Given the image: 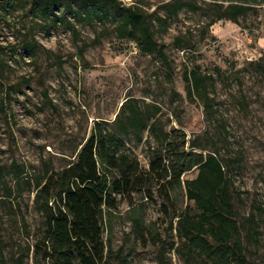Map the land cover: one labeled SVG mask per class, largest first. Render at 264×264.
I'll return each mask as SVG.
<instances>
[{
	"label": "rangeland",
	"instance_id": "obj_1",
	"mask_svg": "<svg viewBox=\"0 0 264 264\" xmlns=\"http://www.w3.org/2000/svg\"><path fill=\"white\" fill-rule=\"evenodd\" d=\"M119 1L162 15L161 7L171 0ZM191 1L203 5L201 0ZM207 24L203 16L183 10L170 20L164 34L157 35L173 62L172 81L167 83L159 66L142 55L134 42L116 38L110 23L75 22L73 33L61 25L45 28L27 7L17 8L7 24L0 26L4 48L0 164L15 161L24 165L28 175L43 167L63 169L76 160L93 123L113 121L128 97L162 106L164 120L169 118V126L182 129L188 138L202 143L205 137L220 139L207 127L199 102L187 100L182 73L192 63L212 73L215 68L224 72L241 69L250 61H264V4L256 16L249 14L240 25L224 20ZM177 39L193 47H178ZM26 44L36 50L35 61L28 57ZM244 90L248 106L237 103L241 98L234 82H218L213 92L227 128L220 153L231 167L238 209L241 215L254 210L261 221L259 246L255 253L252 249L249 259L252 264H264V83L245 76ZM132 144L127 148L147 169L146 143ZM196 175L193 169L182 180ZM33 198L25 187L0 203L7 264H47L41 255L33 256L41 227ZM186 209L192 212L194 204L187 201L184 190L176 192L171 207L163 206L155 194L119 197L116 209L104 217V241L125 261L113 257L107 264H181L169 247L176 241L173 216ZM21 212L26 226L21 223ZM137 218L143 220L144 241L135 237L132 220Z\"/></svg>",
	"mask_w": 264,
	"mask_h": 264
},
{
	"label": "trees",
	"instance_id": "obj_2",
	"mask_svg": "<svg viewBox=\"0 0 264 264\" xmlns=\"http://www.w3.org/2000/svg\"><path fill=\"white\" fill-rule=\"evenodd\" d=\"M201 1L203 5L171 0L163 4L160 15L136 4L125 6L119 0H0V26L7 24L20 7H27L45 28L61 25L73 33L75 22L91 26L110 23L116 38L134 42L142 55L159 66L169 83L173 62L156 37L167 31L171 19L186 10L207 19L208 27L223 20L240 25L249 14L256 16L258 7L264 4V0ZM175 44L193 47L178 39ZM25 51L31 61L37 59L33 47L26 44ZM3 54L0 44V76L4 71ZM233 69L223 72L215 68L207 73L192 63L182 73L187 100L199 102L207 127L220 139L205 137L202 143L188 138L182 129L169 126V118L164 120L162 106L128 97L113 121L93 123L76 160L63 169L43 167L28 175L24 165L15 161L0 164V203L25 187L34 194L32 208L41 227L33 243V256L41 255L47 264H107L113 257L125 261L104 241V217L116 209L118 198H130L134 193L151 198L155 194L163 206L171 207L176 192L184 190L194 209L174 214L176 241L169 251L181 264H252L249 254L259 246L261 221L254 210L241 215L238 209L231 167L220 153L227 128L213 90L218 82H234L241 98L237 103L248 106L245 76L264 83V61H250L241 69ZM2 107L0 96V112ZM143 141L147 146V169L127 148L128 144ZM193 169L197 170L196 177L182 180ZM20 219L26 226L22 212ZM132 222L136 239L144 241L143 220ZM158 242L156 239L155 244ZM3 246L0 233V264H7L8 250Z\"/></svg>",
	"mask_w": 264,
	"mask_h": 264
}]
</instances>
